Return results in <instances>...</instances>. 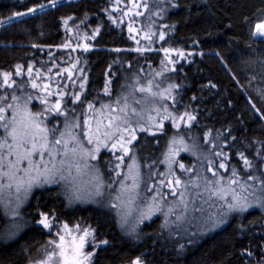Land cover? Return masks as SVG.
<instances>
[{
	"label": "trees",
	"instance_id": "trees-1",
	"mask_svg": "<svg viewBox=\"0 0 264 264\" xmlns=\"http://www.w3.org/2000/svg\"><path fill=\"white\" fill-rule=\"evenodd\" d=\"M36 8L42 9L9 20ZM0 23V74L9 73L12 82L7 88L0 77V97L36 95L40 87L32 82H45L55 97L83 82L90 95L83 97L98 102L94 95L110 89L117 71L138 66L144 77L155 75L168 49L173 68L158 75L177 89V108L195 117L192 135L220 146L226 164L237 170L247 159L248 177L264 182V39L254 35V26L264 23V0H0ZM78 68L79 76L70 77ZM163 135L145 134L135 142L136 152L155 157ZM45 195L36 190L27 198L23 225L13 237L0 233V264H26L44 243L41 213L94 230L92 264H264V207L226 212L224 226L207 233L193 227L182 231L189 233L185 238L165 244L157 239V219L128 234L109 210ZM4 219L0 210V225Z\"/></svg>",
	"mask_w": 264,
	"mask_h": 264
},
{
	"label": "rangeland",
	"instance_id": "rangeland-1",
	"mask_svg": "<svg viewBox=\"0 0 264 264\" xmlns=\"http://www.w3.org/2000/svg\"><path fill=\"white\" fill-rule=\"evenodd\" d=\"M40 9L42 8H36L35 11L27 12L26 15ZM23 16L14 15L9 20L19 19ZM256 25L254 26V33L256 32ZM180 58L181 56H177V60ZM163 60V67L157 66V73L155 75L154 73L148 74V77H144L145 72L138 66H135L137 68L131 72L129 70L125 72L117 71L114 79L110 82V89L108 88L109 85L106 86L107 93L105 88L98 95H94L98 98V102L96 100L87 101L83 97H90L88 92H85V87L81 88L83 82H76L77 90L72 92L68 90L65 95L56 92L55 97L48 94L51 92L45 89V82L39 85L38 93L31 96L30 100L29 98H27L28 100L25 98L14 100L13 97L15 96L0 97V109H5L0 114L7 119H11L17 108L22 113L24 106L27 105L29 111L40 114L38 119L43 121V125L49 129V139H52L53 136L59 138L60 132H65L64 139L69 141L68 147H76L78 154L85 151H94L99 147V152H95V160H92L91 157H86V159L89 164L95 165L100 179L106 186V191L111 192L110 201L101 206L89 199L83 201L71 199L70 187H66L64 181L33 187L26 198L23 193L18 194L15 187L11 189L4 188L0 190V199L3 200V204H0V210L5 217L4 224L0 225L2 235L9 232L12 236V233L16 231L15 228L17 229L15 227L17 222L21 226L23 225L21 208L26 203L27 198L36 190H45L47 198H66L69 204H85L94 209L109 210L114 215L117 224L128 234L135 232L143 223L157 219L161 225L159 226L160 231L157 239L160 243L165 244H173L185 238V235L189 233L182 231L193 227H196L198 233H207L224 226L226 212L229 213L227 204L235 203L232 189H235L239 196H247L246 202L240 200L241 204L247 205L245 211L261 207V201H264L263 185L259 177L255 176L254 178L252 175L248 177L252 167L245 164L243 169L237 170L227 165L225 153L220 146L217 144L208 145L207 141L196 139L192 135L190 129L192 120H188L185 115L188 112L177 108V89L167 81L163 74L158 75L161 70L165 73L168 68H173V62L175 61L173 56H166V54H164ZM80 72L81 69L78 68L77 71L70 72L69 75L70 77H77ZM3 74H0L2 84L10 88L3 82ZM8 84L12 85L11 75ZM141 87L146 89L150 87L151 92H140ZM153 93L156 95L153 96ZM77 95L80 97V101H83L82 104L80 101L72 102ZM63 98L64 100L67 99L66 104L63 103V100H60ZM124 98H127L128 105L125 110L126 116L124 113L119 112V109L124 107ZM41 99L47 100V103H41ZM117 99H120V104L115 103ZM57 101L61 104L63 115H59L55 111H46V109L55 105ZM136 101H139V103H136ZM32 103L35 104L34 107L31 106ZM89 103L94 105L92 109L88 108ZM9 104L12 105L11 108L7 107ZM133 108L136 109L135 114L132 113ZM112 109L116 111H112ZM110 114L119 117L113 121L111 127H109ZM181 116H184L183 120L179 119ZM173 118H176L175 122H173ZM17 119H19V115ZM125 119L127 124L123 122ZM69 122L79 124V127L66 128L65 125ZM0 123H3V121H0ZM117 125H119V130H117ZM160 125L163 127L161 128ZM52 129H56L55 133L52 132ZM105 133H109V135H105ZM145 134L150 136L164 134L160 152L155 157L147 160L140 157L134 145ZM3 135L4 130L0 128V137ZM133 135L135 139L132 138ZM121 136L123 141L120 140ZM72 137H76V140H73ZM89 137L92 138V143L88 142ZM181 139L183 144L179 143ZM173 140L177 143H173ZM128 141H131V143H128ZM120 143H123L124 147L128 149L126 155L121 149ZM113 144H116L115 148H113ZM56 148L63 150L60 145H57ZM101 152L103 153L101 154ZM183 156H188V159H183ZM118 157L123 159H118ZM61 158L65 157L59 155L56 157L57 160ZM65 159L73 163L76 162V158H73L71 153ZM80 163H83V161H80ZM221 163L225 164L224 168L219 167ZM133 164L135 166L130 174L128 171L129 165ZM181 164L184 165L183 169L180 168ZM24 166L21 165V167ZM233 170L236 172L235 176L232 175ZM136 172L139 173L138 186L132 188L131 178L125 179V177H130ZM214 172L216 175H213ZM73 173H75V169H73ZM87 178L85 177V179ZM177 178L181 181L179 185L175 184ZM233 180L237 183H231ZM121 181L127 186L126 189L121 187ZM0 183H6V181H0ZM109 185L110 187H108ZM220 189L224 190V199H220L218 195H212L213 192ZM182 193L183 195H181ZM18 196L20 197L19 200L17 199ZM18 203L20 205L18 208L20 215L16 216L13 214V209H16ZM113 203L118 207H112L111 204ZM185 203L188 205L187 210L184 208ZM232 212L235 211L230 213ZM50 219L52 228L43 227L45 234H47L46 240L37 246L33 252H30L26 264H42L47 259L48 254L55 251L54 244L59 243V236L64 235V224L52 222ZM191 223L193 225L189 227ZM67 225L73 230L76 225H79L81 229L88 228V226L79 223ZM21 226L18 228H21ZM73 235L78 234L73 231ZM65 240L70 242L71 236L66 235ZM95 247L96 244L93 243L90 236L84 248L86 253H92L89 264L93 263ZM57 260L58 257H53L49 264H57ZM136 260H133L130 264H135Z\"/></svg>",
	"mask_w": 264,
	"mask_h": 264
},
{
	"label": "snow or ice",
	"instance_id": "snow-or-ice-1",
	"mask_svg": "<svg viewBox=\"0 0 264 264\" xmlns=\"http://www.w3.org/2000/svg\"><path fill=\"white\" fill-rule=\"evenodd\" d=\"M53 6H55L53 4ZM43 7V6H42ZM31 11H35L32 9ZM16 16H23L26 13H16ZM67 24V21H65ZM129 31H133L131 26L129 27ZM254 35L264 37V23L256 25V32ZM160 39H164L163 33L160 35ZM87 46H85L86 48ZM137 51H143L142 49H137ZM166 56L169 53L168 49H164ZM179 55L183 56V53H179ZM171 62V61H170ZM21 66H17V75L20 74ZM29 74H31V67L28 68ZM4 84L11 87V84H8L10 74L4 73ZM83 84H81V88H83ZM33 88L39 87L35 82L32 84ZM45 89L48 88V85L44 86ZM107 93V88L105 89ZM140 92H151V88L141 87L139 89ZM51 95V93H48ZM153 96L156 94L153 93ZM13 99H18V97H13ZM31 99V97H29ZM125 103L124 107L119 109L120 113H124L127 115L126 109L127 98H124ZM80 101V97L77 95L73 98L72 102ZM120 99L116 100V104H120ZM41 103H47V100L41 99ZM82 104L83 101H80ZM139 103V101H136ZM8 108H11L12 105H7ZM94 107L93 104L89 103L88 108L92 109ZM110 107V106H105ZM166 110V109H165ZM5 109H0V113H3ZM46 111H55L59 115H63L64 113L61 111V104L59 101L51 108L46 109ZM112 111H116L112 109ZM136 109H132V113L135 114ZM19 115V119L17 116ZM40 114L32 113L27 109V105L24 106V110L21 113L19 108L13 113L11 119H7L4 115L0 114V128H3L4 135L0 137V181H6V183H0V190L4 188L11 189L15 187V191L19 193H23L26 198L28 193L32 190L33 187L43 186L44 184L49 183H60L61 181L65 182L66 187H70L71 190V199L76 201H83L85 199H89L92 202L98 203L101 206H104L110 201L111 192L106 191V186L104 182L100 179L98 175V169L95 168V165H91L88 163L86 157H91L92 160L96 159L95 152H99V147H97L94 151H85L82 154H78V150L76 147L69 148V141L64 139L65 132H60L59 138L53 136L52 139H49V129L43 125V121L38 119ZM188 120H193L195 117L188 115L185 113ZM117 116H109V127L112 126L113 121L118 119ZM176 118H173V122H175ZM180 120L184 119V116L179 117ZM127 124V120L123 121ZM66 128L79 127V124L66 123ZM162 128L163 126L160 125ZM117 130H119V125H117ZM127 130V129H126ZM142 131L144 129H141ZM56 129H52V132L55 133ZM98 131V129H97ZM70 134V133H69ZM87 135V133H85ZM105 135H109V133H105ZM135 139V136L132 137ZM73 140H76V137H72ZM120 140L123 141V137H120ZM89 143H92V138L89 137ZM79 143V141H77ZM131 143V141H128ZM173 143H177V141L173 140ZM180 144H183V140L179 141ZM57 145H60L63 150L56 148ZM106 147V145H105ZM116 147V144H113V148ZM121 149L124 151L125 155L128 152V149L124 147L123 143H120ZM69 153L72 154L73 158H76V162L73 163L71 161H66L65 158L68 157ZM57 155L65 157L59 160L56 159ZM219 155V154H218ZM47 157V159H46ZM118 159H123L122 157H118ZM83 161V163H80ZM245 164L251 167L248 160L245 159ZM21 165H25L21 167ZM133 165H129V173L131 174L133 171ZM119 167V165H117ZM219 167L224 168L225 164L221 163ZM180 168L183 169L184 165L181 164ZM73 169H75V173H73ZM95 170V171H93ZM119 175V173H117ZM213 175H216L214 172ZM232 175L235 176L236 172L233 170ZM85 177H88L85 179ZM139 177V173L136 172L134 175H130V177H125V179L131 178L132 180V188L138 186L137 180ZM171 183V182H170ZM181 181L177 178L175 180V184L179 185ZM231 183H237V181L233 180ZM264 183V182H262ZM110 187V185L108 186ZM121 187L127 188L124 185L123 181H121ZM233 193V200L235 203H228L227 210L231 211H245L247 205L241 204L240 200L247 201V196H239L235 189L231 190ZM183 195V193L181 194ZM212 195H218L220 199H224V190L220 189L217 192H213ZM99 198V199H97ZM19 200L20 197L18 196ZM119 199V197H117ZM0 204H3V200L0 199ZM19 203L16 206V209H13V214L19 216L18 212ZM112 207H118L116 204H111ZM261 207H264V201H261ZM7 207V205H5ZM187 203L184 204L185 210H187ZM223 207V206H222ZM151 210V209H150ZM197 210V209H194ZM42 219L38 221V223L42 224L44 228L51 229L52 223L49 221V217L46 214L41 213ZM19 222L15 224V227H20ZM73 231L78 235H73ZM64 235L59 236V243L54 244L55 251L48 254L47 259L42 262V264H49L52 261L53 257H58L57 264H89L91 260L92 253H86L84 251L85 245L88 243V238L94 237V230L90 228H83L79 225L75 226V229H70L67 224L63 225ZM71 236V241L66 242L65 236ZM52 243V242H50ZM107 243V241H105ZM135 264H141L140 260L137 259Z\"/></svg>",
	"mask_w": 264,
	"mask_h": 264
},
{
	"label": "flooded vegetation",
	"instance_id": "flooded-vegetation-1",
	"mask_svg": "<svg viewBox=\"0 0 264 264\" xmlns=\"http://www.w3.org/2000/svg\"><path fill=\"white\" fill-rule=\"evenodd\" d=\"M154 142H157L155 139H154ZM103 152H101V154H102ZM188 156H183V159H186ZM148 158H150V157H148ZM188 159V158H187ZM189 245H195V244H189ZM252 258L256 261V258H255V256H252Z\"/></svg>",
	"mask_w": 264,
	"mask_h": 264
},
{
	"label": "built area",
	"instance_id": "built-area-1",
	"mask_svg": "<svg viewBox=\"0 0 264 264\" xmlns=\"http://www.w3.org/2000/svg\"><path fill=\"white\" fill-rule=\"evenodd\" d=\"M262 39H264V37H262Z\"/></svg>",
	"mask_w": 264,
	"mask_h": 264
},
{
	"label": "bare ground",
	"instance_id": "bare-ground-1",
	"mask_svg": "<svg viewBox=\"0 0 264 264\" xmlns=\"http://www.w3.org/2000/svg\"><path fill=\"white\" fill-rule=\"evenodd\" d=\"M261 24V23H260Z\"/></svg>",
	"mask_w": 264,
	"mask_h": 264
}]
</instances>
